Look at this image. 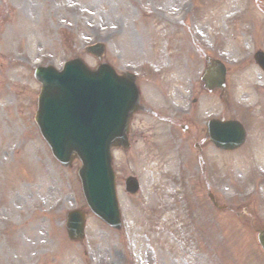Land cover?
Segmentation results:
<instances>
[{
  "label": "rangeland",
  "instance_id": "374dc122",
  "mask_svg": "<svg viewBox=\"0 0 264 264\" xmlns=\"http://www.w3.org/2000/svg\"><path fill=\"white\" fill-rule=\"evenodd\" d=\"M255 23H264V0H0V264H264L257 243L264 229V145L235 153L206 147L207 175L219 180L211 190L193 142L179 129L187 117L178 115L186 79L196 87L207 42L221 34L216 54L236 57ZM96 43L105 47L101 62L84 53ZM73 58L136 76L141 110L130 149L112 150L119 232L88 214L80 164L58 165L34 123L40 86L33 68L60 69ZM218 106L208 97L199 110ZM200 112L195 108L194 116ZM240 119L251 133L264 132ZM129 176L140 185L134 196L124 192ZM72 209L86 212L81 243L65 235Z\"/></svg>",
  "mask_w": 264,
  "mask_h": 264
},
{
  "label": "water",
  "instance_id": "95a60500",
  "mask_svg": "<svg viewBox=\"0 0 264 264\" xmlns=\"http://www.w3.org/2000/svg\"><path fill=\"white\" fill-rule=\"evenodd\" d=\"M87 52L99 59L103 47ZM34 75L42 83L35 122L43 139L62 166L74 159L81 162L78 177L87 206L110 228L120 230L110 150L127 147L125 134L138 98L132 77L119 78L103 66L91 72L77 60L62 73L49 68L38 69ZM208 127L211 142L221 150H234L243 143L244 131L237 123L212 122ZM126 190L131 194L138 190L135 180L126 182ZM84 225L81 212L67 213L66 232L71 241L83 239ZM259 243L264 250V232Z\"/></svg>",
  "mask_w": 264,
  "mask_h": 264
},
{
  "label": "flooded vegetation",
  "instance_id": "af4514ba",
  "mask_svg": "<svg viewBox=\"0 0 264 264\" xmlns=\"http://www.w3.org/2000/svg\"><path fill=\"white\" fill-rule=\"evenodd\" d=\"M256 50H260V49L256 48ZM248 86L252 93V98H253V101L250 104V108H249V111L252 114L251 116L260 119L264 125V72L260 70V72H258L256 75L251 77V79L248 82ZM212 93H215V97L218 99L220 105L222 101V96L224 97L228 96V93L226 91H224L222 94V91L219 89L214 90ZM182 128L185 131L184 134L187 141L191 143L193 142V147L197 149L196 155L199 160V163L205 165L206 159L202 156L205 148L208 146L205 127L199 124L198 122H196V120L193 117V118H188L186 124L180 125V129ZM250 136H251V140L249 139V145L251 150L257 151L262 147V144L264 145V134L254 133L249 135V137ZM204 182L205 183L207 182L208 188L211 187L212 184L209 181L205 180Z\"/></svg>",
  "mask_w": 264,
  "mask_h": 264
}]
</instances>
